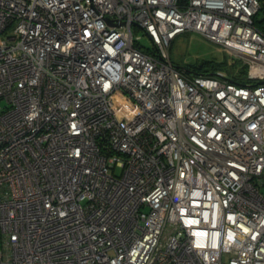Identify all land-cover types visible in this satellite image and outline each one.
Returning <instances> with one entry per match:
<instances>
[{
	"label": "built area",
	"instance_id": "1",
	"mask_svg": "<svg viewBox=\"0 0 264 264\" xmlns=\"http://www.w3.org/2000/svg\"><path fill=\"white\" fill-rule=\"evenodd\" d=\"M260 8L0 0V264H264ZM189 31L227 68L175 66Z\"/></svg>",
	"mask_w": 264,
	"mask_h": 264
},
{
	"label": "rangeland",
	"instance_id": "2",
	"mask_svg": "<svg viewBox=\"0 0 264 264\" xmlns=\"http://www.w3.org/2000/svg\"><path fill=\"white\" fill-rule=\"evenodd\" d=\"M260 3L261 8L255 15V19L257 25L264 27V0H260ZM136 35L140 36L138 39L139 45L152 47L150 39L143 30L137 29ZM169 54L171 62L175 66L187 70L195 69L196 63H199L201 60L222 61L225 64V68H227L229 61V55L226 52L221 51L216 44L203 38L198 33L190 31L177 35L171 41ZM242 66V60L235 58V64L232 67L240 68L243 72L244 69ZM116 173H119V169L116 170ZM261 190L264 192V186L261 187Z\"/></svg>",
	"mask_w": 264,
	"mask_h": 264
},
{
	"label": "trees",
	"instance_id": "3",
	"mask_svg": "<svg viewBox=\"0 0 264 264\" xmlns=\"http://www.w3.org/2000/svg\"><path fill=\"white\" fill-rule=\"evenodd\" d=\"M260 27H262V26H260ZM262 28H264V27H262ZM199 64H202V68L200 69V72L203 74H209V73L213 72L215 69L225 67V64L222 61L218 62V61H213V60H201L199 63H196L195 68H198Z\"/></svg>",
	"mask_w": 264,
	"mask_h": 264
},
{
	"label": "flooded vegetation",
	"instance_id": "4",
	"mask_svg": "<svg viewBox=\"0 0 264 264\" xmlns=\"http://www.w3.org/2000/svg\"><path fill=\"white\" fill-rule=\"evenodd\" d=\"M199 66H200V64H199ZM199 66H198L199 69L198 68H195L194 70L195 71H200V69L202 68V66H200V67Z\"/></svg>",
	"mask_w": 264,
	"mask_h": 264
},
{
	"label": "water",
	"instance_id": "5",
	"mask_svg": "<svg viewBox=\"0 0 264 264\" xmlns=\"http://www.w3.org/2000/svg\"><path fill=\"white\" fill-rule=\"evenodd\" d=\"M187 70V69H186ZM188 72H190V73H196L195 71H192V70H188Z\"/></svg>",
	"mask_w": 264,
	"mask_h": 264
}]
</instances>
